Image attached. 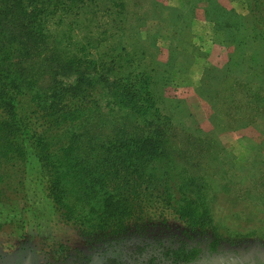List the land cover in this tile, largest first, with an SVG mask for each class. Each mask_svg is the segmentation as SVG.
I'll return each instance as SVG.
<instances>
[{
	"label": "rangeland",
	"instance_id": "obj_1",
	"mask_svg": "<svg viewBox=\"0 0 264 264\" xmlns=\"http://www.w3.org/2000/svg\"><path fill=\"white\" fill-rule=\"evenodd\" d=\"M215 5L247 17L246 0H76L69 10L77 15H47L45 60L36 66L20 59L22 74L16 76L34 80L36 90L55 91V81L68 87L74 82L75 75L69 77L67 67H61L66 52L94 60V70L80 68L99 76L87 114L94 120L81 122L73 115L79 126L72 153L83 156L84 166L92 164L82 171L83 183L97 181L103 170L119 201L106 211L99 208L102 194L95 196L96 208L88 214V200L75 190L78 183L65 185L74 192L64 198L72 210L66 220L46 193L48 179L34 151L21 141L24 159L1 166L7 175L0 183V264H153L157 248L197 239L264 245V60L257 73V64L247 58L254 46L238 55L234 44L223 40L230 27L218 34L204 11L219 23L231 15L214 12ZM163 7L172 11L166 14ZM12 8H0V51L12 47L15 54L25 47L16 46L22 39L21 18ZM177 14L189 24L179 25ZM88 39L91 47H85ZM110 64L105 81L100 74ZM166 66L168 79L147 87L143 97L152 107L144 116L133 110L125 115L111 91L112 84L121 86L120 71H145L152 77ZM119 86L113 88L118 95ZM71 132L63 127L60 141ZM118 138L129 144L133 139L158 143L144 162L137 161L153 175L150 198H136L133 187L113 181L103 168L114 156L105 147L111 149L110 142ZM137 181L149 183L147 178ZM163 191L173 206L189 201L198 218L183 217L163 204ZM99 214L109 223L89 228L85 221ZM165 230L172 232L160 235Z\"/></svg>",
	"mask_w": 264,
	"mask_h": 264
},
{
	"label": "trees",
	"instance_id": "obj_2",
	"mask_svg": "<svg viewBox=\"0 0 264 264\" xmlns=\"http://www.w3.org/2000/svg\"><path fill=\"white\" fill-rule=\"evenodd\" d=\"M75 2L76 0H68L67 3L62 0H0V8L14 11L13 8L11 9L12 5L17 7V11L13 15L17 14L21 18L18 29L22 39L21 43L16 44V46L25 47L15 54L16 48L13 51L12 47L0 51V183L7 175V173L1 172V166H13L17 161L24 159L25 151L21 147V141H23L25 147L29 146L34 151L32 152L33 156L40 163V167L43 169L42 172L48 179L46 193L55 209L60 210L66 220H69L72 210L64 198L66 194L74 192H69V189L64 188L65 185L73 187L75 183H78L75 190L80 191L79 193L88 200L89 207L86 208L88 214H93L94 208H96L92 202L95 196L99 198L102 194L103 199L99 204V208L103 207L106 211L110 210L114 203L119 201L118 198H114L115 194L109 190V182L105 181L103 170L96 178L97 181L92 178L89 182L83 183L85 174L82 171H85V169L89 171L92 164L88 163L87 166H84L86 160L83 156L72 153L75 148L73 146L74 139L77 136L75 132L79 126L76 127L78 121H75L73 115L80 116L81 122L94 120L90 119V115L87 114H90L91 108L93 109V92L96 90L94 86L99 82V76L97 78L94 73L89 74L80 70L83 66L94 70V60L92 58V60L88 59L87 55L82 53L76 55L75 53L66 52L61 67H67L69 77L75 75L74 82L68 87L61 84L60 81H55L52 84L56 86L55 91L53 89L36 90L34 89V80L31 82L26 79L27 77L25 78L23 75V77L16 76V74L19 72L22 74L18 62L22 58L36 66L45 60L42 47L46 46L44 33L45 26L48 24L46 23L47 15L51 13L53 15L55 11H58V16L67 12L70 15H77L78 13L72 14V9L69 10V5ZM246 5V18L238 15L233 9L225 11L218 5L212 7L214 12L215 10L223 12L221 14L228 12L231 17L220 19L221 22L219 23L218 20L209 16L206 10L204 16L213 23L214 29L219 31L218 34H225L223 26L230 27V31L228 34L226 33L223 40L233 43L238 50V55H240L239 51H245L244 48L246 47L254 46L256 48L249 52L247 58L251 64H257V73H259L264 60V0H246ZM157 7V4H153V9ZM162 10L166 14L172 11L167 7H163ZM90 11L91 8L86 12L90 13ZM188 20L182 18V14H177L176 22L179 25L187 26L189 24ZM89 40L85 43V47H91L92 43ZM83 48L81 47L80 51ZM0 50H2V46H0ZM241 60H243V57ZM55 66L58 65L55 64ZM110 66L111 64L100 74L105 81ZM167 68L168 66L152 77L145 71L138 73L139 75L135 74L134 70L126 73L120 71L118 82L121 86L118 84L111 85L113 95L117 96L113 99L114 103L125 108L126 111L123 112L125 115H129L130 110H133L136 114L144 116L146 111L152 107L147 98L143 99L144 96L149 94L147 87L157 88L159 83L162 84V81H166L169 76ZM116 86L122 88H119L121 90L119 95L116 94L117 91L116 93L113 91V88H117ZM91 89L93 96L90 93ZM63 127L71 129L72 132L65 140L60 141ZM145 140L134 141L133 139L134 142L132 141L129 144L128 142L131 141L126 143L124 138H118L110 142L111 149L108 148V145L105 147L107 152H114V156L108 159L103 168L109 170L110 179H113V181L133 187L136 198H150L152 196V188H149V186L153 175L145 166L137 164V161L140 159L144 162L145 156L147 157L157 150L158 143L156 145L155 141L147 140L146 142ZM98 162L93 161L95 164H99ZM134 174V178L128 181V178ZM140 178H147L149 183L144 184L137 181ZM162 195H165L163 204L177 210L181 216H188L191 220L198 218L197 210L189 205V201L183 200L185 202L184 206H173L167 192L163 191ZM113 218H118V215ZM90 220L92 221H85L89 228L94 225L106 226L109 223V221L106 222L105 216L100 218V214L96 220L94 218Z\"/></svg>",
	"mask_w": 264,
	"mask_h": 264
},
{
	"label": "flooded vegetation",
	"instance_id": "obj_3",
	"mask_svg": "<svg viewBox=\"0 0 264 264\" xmlns=\"http://www.w3.org/2000/svg\"><path fill=\"white\" fill-rule=\"evenodd\" d=\"M171 232L161 231L160 235ZM151 256L153 264H264V245L256 241L227 244L197 239L183 246H161ZM158 256L163 262L158 263Z\"/></svg>",
	"mask_w": 264,
	"mask_h": 264
}]
</instances>
